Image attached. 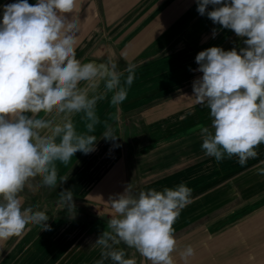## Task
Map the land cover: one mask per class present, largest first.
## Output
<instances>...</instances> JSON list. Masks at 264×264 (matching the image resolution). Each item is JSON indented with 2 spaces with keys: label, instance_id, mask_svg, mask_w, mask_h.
<instances>
[{
  "label": "crops",
  "instance_id": "crops-1",
  "mask_svg": "<svg viewBox=\"0 0 264 264\" xmlns=\"http://www.w3.org/2000/svg\"><path fill=\"white\" fill-rule=\"evenodd\" d=\"M14 2L0 0V21L3 5ZM66 15L80 20L77 59L102 62L111 55L121 71L135 64V78L125 85L127 98L118 112L111 93L98 101L99 123L91 133L96 150L78 151L67 165L56 162L57 187L21 194L23 207L47 211L51 230L27 225L0 246V264H96L101 248L95 242L111 218L109 198L130 183L136 195L181 183L192 190V202L173 225L176 264H185L180 251L187 245L196 250L188 264H264V144L243 166L235 156L220 162L206 156L200 133L212 130L213 118L192 96L193 81L203 75L196 71L197 54L212 46L239 50L244 38L200 15L196 0H77L75 12ZM85 123L82 114L74 117L78 132L86 131ZM108 129L120 136L117 141L103 137ZM65 189L73 194V214L59 198ZM114 247L136 264H149L124 244Z\"/></svg>",
  "mask_w": 264,
  "mask_h": 264
},
{
  "label": "clouds",
  "instance_id": "clouds-1",
  "mask_svg": "<svg viewBox=\"0 0 264 264\" xmlns=\"http://www.w3.org/2000/svg\"><path fill=\"white\" fill-rule=\"evenodd\" d=\"M77 0H16L3 5L0 21V246L19 236L29 224L51 230L49 214L39 206L23 207L25 190L58 186L56 162L67 165L75 153L96 150L92 135L99 118L98 101L111 93L118 112L127 98L125 85L135 78V64L124 71L109 55L102 62H82L76 56L80 20L73 15ZM197 12L244 38L237 50L212 46L195 57L203 73L193 81V97L213 118L211 131L201 129L202 150L217 162L237 157L241 166L258 155L264 144V0H196ZM212 5V10H208ZM217 30L213 29V36ZM127 59V53L121 54ZM124 72L128 75L122 82ZM43 114V115H41ZM82 114L85 132L74 117ZM113 142L120 136L108 129ZM119 147V144H115ZM264 164V161H261ZM264 175V168L260 169ZM68 177H59L62 185ZM191 189L181 183L162 191L133 193L131 183L109 198L107 228L96 240L101 259L136 264L125 258L124 244L149 264H176L178 249L173 225L189 205ZM69 214L75 210L70 190L60 192ZM100 214V213H99ZM196 250L187 245L180 257L188 264ZM250 262L254 255L248 257Z\"/></svg>",
  "mask_w": 264,
  "mask_h": 264
}]
</instances>
